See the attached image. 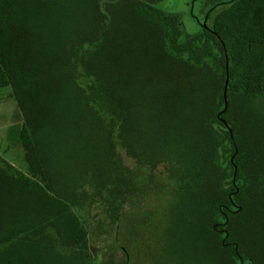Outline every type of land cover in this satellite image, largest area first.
<instances>
[{"label": "trees", "instance_id": "1", "mask_svg": "<svg viewBox=\"0 0 264 264\" xmlns=\"http://www.w3.org/2000/svg\"><path fill=\"white\" fill-rule=\"evenodd\" d=\"M160 2L0 0V264H264V0Z\"/></svg>", "mask_w": 264, "mask_h": 264}, {"label": "rangeland", "instance_id": "2", "mask_svg": "<svg viewBox=\"0 0 264 264\" xmlns=\"http://www.w3.org/2000/svg\"><path fill=\"white\" fill-rule=\"evenodd\" d=\"M204 0H161L156 7L166 13L181 16L186 34H196L203 28L204 14L202 13ZM16 103L11 97L9 89L0 90V156L14 165L16 168L25 170L26 164L23 158L22 148L17 144L16 129L13 123L16 114ZM15 126V127H13ZM14 131V133H13ZM102 242L96 243L95 247L101 249ZM99 250L98 252H101Z\"/></svg>", "mask_w": 264, "mask_h": 264}, {"label": "water", "instance_id": "3", "mask_svg": "<svg viewBox=\"0 0 264 264\" xmlns=\"http://www.w3.org/2000/svg\"><path fill=\"white\" fill-rule=\"evenodd\" d=\"M202 26H203V29H208L207 25H206V22H203L202 23ZM225 102H226V107L224 109L223 112H225L227 110V107H228V102H227V87L225 89Z\"/></svg>", "mask_w": 264, "mask_h": 264}]
</instances>
